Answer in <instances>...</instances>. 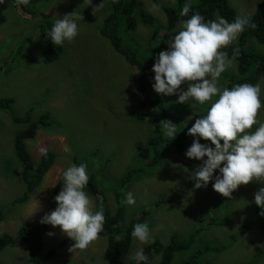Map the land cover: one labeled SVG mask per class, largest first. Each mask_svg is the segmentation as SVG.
<instances>
[{
	"label": "rangeland",
	"instance_id": "374dc122",
	"mask_svg": "<svg viewBox=\"0 0 264 264\" xmlns=\"http://www.w3.org/2000/svg\"><path fill=\"white\" fill-rule=\"evenodd\" d=\"M261 1L228 0L241 17L250 15ZM13 2L4 0L0 3V98L14 99L12 113L17 117H24L27 111L31 120H37L42 114L49 116L50 124L40 126L35 137L26 140V148L34 162L43 155L41 149L46 148L55 152L54 165L61 164L63 172L69 162L73 163V157H77L78 162L87 165L88 175L95 174L100 193L91 195L86 191L95 208L97 197L100 199L103 194L112 213L117 207L115 191L119 188V179L132 164L139 166L144 169L143 174L121 188V201L127 192H132L136 200L132 206L122 202L125 218L121 224L124 227L131 221L128 219L137 220L141 210H149L144 221L151 230L152 241L158 239L163 246L170 242L172 234L182 240L197 225L204 227L189 249L174 252L171 264H180L197 247L205 244L221 248L218 253L204 254L199 264H264V231L258 230L255 219L248 220L246 214L254 204V193L264 183L253 180L241 184L242 189L236 196L222 197L212 205V182L207 187L195 188L190 178L191 171L201 161L174 155L175 147L181 142L179 138L174 145L162 144L161 166L148 165L150 152L145 146L152 129L146 121L132 117L139 99L135 68L99 34L110 8L109 0H92L89 5L86 0H39L31 6L18 5L17 0ZM167 5H174V0H138L133 16L137 19L140 12L145 11L157 24L166 26L164 6ZM68 13L82 17L77 21L78 35L71 42L55 46L47 37L49 21L54 24L57 18ZM137 22L131 28L121 26V32L128 34L127 42L133 46L138 58L147 54L144 62L154 63L151 52L158 40L154 43L152 40L158 39L163 30ZM179 25L180 22L176 29ZM146 32L152 35L144 44L140 39H146ZM248 44L264 52V43L250 40ZM51 47L59 48L58 57L46 63L43 58ZM235 67L234 60L232 68L235 70ZM258 82L261 83V99L264 79L260 76ZM181 87L186 89L187 85ZM186 105L188 113L186 118L179 120V126L191 127L200 111L194 108L195 102ZM177 110L180 112V108ZM258 119L264 121V107L259 110ZM26 126L23 122H13L7 111L0 110V208L4 214L0 235L8 233L12 236V241L0 252L3 264H32L25 242L18 237V229L24 223H36L56 206L50 197L52 186L48 184L46 174L38 194L26 204L17 203L26 187L21 179L22 164L15 156L13 140L15 133ZM203 143L210 144V141ZM166 160L168 163L165 164ZM40 207L42 212L35 215ZM225 215L229 217L226 225H207L210 219H221ZM30 216L36 218H28ZM244 224L252 229L240 235L239 229ZM47 226L43 252L60 241L65 242L49 264H109L113 251L105 236L98 237L85 250H70L74 241L62 233L59 226ZM143 245L131 237L126 259L134 261V253ZM160 258L159 253L149 264H157Z\"/></svg>",
	"mask_w": 264,
	"mask_h": 264
},
{
	"label": "clouds",
	"instance_id": "9594fccd",
	"mask_svg": "<svg viewBox=\"0 0 264 264\" xmlns=\"http://www.w3.org/2000/svg\"><path fill=\"white\" fill-rule=\"evenodd\" d=\"M3 2L4 0H0V3ZM11 2L14 3L13 0ZM29 3L30 0H17L18 5H28ZM86 3L89 5L92 0H86ZM190 9L191 3L186 2L180 15L187 16ZM255 10L256 6L254 11L246 17L237 16L235 11V19L231 22L220 16L214 20L205 21L199 12L193 13L189 18L180 21L178 30L167 40V49L155 55L154 63L150 69L154 73L151 87L157 94L172 97V101L168 102L169 106L174 104V100L179 105L194 100L198 104L206 106L204 114L195 116L198 118L188 128V134L191 136H188L189 140L183 139L184 149L187 142L191 144L185 152L183 149L181 155L201 161L191 171L190 178L194 181L195 188L207 187L211 181L215 201L222 197L236 196L237 192L242 189L241 184L246 185L253 180L264 183V121L258 119V112L264 107L262 98L260 99L261 83L236 84L232 88L224 87L220 83L222 74L234 66L235 57L239 55L237 48L229 57L226 47L242 35L245 27H254L250 18ZM79 19L82 17L74 16L72 13L60 16L55 20L47 37L55 46L62 45L65 41H73L79 32L77 22ZM136 20L143 22L140 19V14ZM137 21L135 25H137ZM127 37L128 34H123L124 44H128ZM250 40H254V38L251 36L247 42ZM225 48L226 51L223 50ZM139 59L142 60L141 57ZM131 66L135 68L137 79L138 67ZM184 84L187 85L186 89L181 87ZM135 85L137 88L136 83ZM156 93L151 95L156 97ZM27 112L29 113V111ZM175 113L181 119L177 109ZM253 126H256L254 130ZM161 131L164 136L169 138V141L175 139L177 135L176 123L165 120L161 125ZM201 139L210 141V144L201 143ZM41 153L46 154L47 149L42 148ZM174 155L177 156V154ZM72 160L73 163L69 162L63 172L60 170L61 164L54 165V160L44 173V176L46 174L48 177V184L52 186L50 197L55 201L56 206L54 210L45 214L37 222L47 223L53 227L59 226L61 232L74 241L70 250H85L98 237L104 236L99 234L103 231L105 216L102 208L99 210L95 208L94 202L88 194L96 193L90 192L86 188L89 181L87 165L84 163L76 165L77 157H73ZM53 165L54 167L51 168ZM185 170L187 171V169ZM59 175L63 180V187L53 198L52 194ZM97 187V184L93 185L94 189ZM39 189L40 186L36 191L30 192V196L25 202L38 194ZM253 199L261 209L260 215L264 216V186L254 193ZM122 202L128 206L134 205L136 200L133 193H125ZM41 212L42 208L40 207L35 215ZM28 218H36V216ZM37 222L22 225H37ZM246 232L248 231L241 232L239 229L240 235ZM44 234L45 232L41 235L42 239ZM131 236L141 244H148L156 240L152 241V233L147 223L135 224ZM18 237L25 242L19 234ZM56 246L58 243L54 247ZM41 248L43 247L41 246ZM132 258L137 264H149V258L143 248H139ZM29 261L31 262L30 256Z\"/></svg>",
	"mask_w": 264,
	"mask_h": 264
},
{
	"label": "trees",
	"instance_id": "16d2710c",
	"mask_svg": "<svg viewBox=\"0 0 264 264\" xmlns=\"http://www.w3.org/2000/svg\"><path fill=\"white\" fill-rule=\"evenodd\" d=\"M39 0H30L29 6L33 5L35 2ZM188 0H174V5H170L164 7V14L166 18V26L157 24L155 18L148 14L145 11L140 12V19L143 21L142 24H147L150 27L155 28L157 26L159 29L163 30L162 35L159 33L158 39L152 40L153 43L156 42V46L151 52V56L155 57L162 50H166L167 40H169L175 32L176 24L181 20L189 18L193 13L199 12L205 19L214 20L217 16L223 17L229 22L235 19V10L230 6L228 0H193L191 3V9L187 16L182 17L180 15L181 9L183 5ZM138 4V0H109V11L104 16L102 21V26L99 29L100 34L107 38L110 41V44L114 48L116 52L121 54L125 60L130 65H136L138 67V76L136 79V84L138 88L139 99L137 101V109L135 113L132 115L133 119L146 121L152 129L151 135L147 138L146 148L148 152H150V160L148 165L150 167L161 166L163 162L162 158V144L164 142H168L174 145L177 138L181 139V142L178 146L175 147V154L181 155L184 149L183 139L189 140L188 136V126L181 125L179 126V118L176 115V109L180 108L181 118H186L188 107L186 103H177L174 100V104L169 106L168 103L170 100L172 101V97L170 95L157 94L153 88L151 87L152 77L154 73L150 71L152 68L151 62H144L147 57L146 55H142L140 60L137 56V53L133 50L131 45L124 44L123 42V33L121 32V26L126 28H131L136 26V19L133 16V12L135 11ZM34 7V6H32ZM251 24L254 27H245L242 35L237 38L235 43L230 44L227 47L228 56L231 57L233 55L234 49H239V55L235 57L236 67L235 70L233 68L229 69L225 73L222 74L220 78V83L224 87L232 88L236 84L242 83H251L256 84L258 78L261 76L264 79V52L258 51L252 45L248 44L247 40L254 38V40L259 43H264V0L259 2L256 5V10L252 17L250 18ZM46 22L42 20V23ZM53 23L49 21V27L51 29ZM45 34V33H44ZM152 35V34H151ZM151 35L146 32V39L141 40L140 42L147 44V41L150 39ZM51 41V40H50ZM152 46H149L151 48ZM58 47H51L47 50L45 57L43 58L44 62L51 63L58 57ZM154 61V58L152 59ZM156 93V97H153L151 94ZM264 103V87L262 91V100ZM14 99L12 97H1L0 98V110L7 111L11 115V119L15 123H26L27 126L14 135L13 147L16 158L22 164L21 170V179L26 187L25 192L21 197L17 199V203L25 202L29 196L30 192L36 191L44 173L50 167V163L55 160V153L52 151H47L46 154L40 156L37 163L34 162L30 152L26 148V140L33 139L37 133V130L40 126L49 125L50 118L47 114H42L38 120H31L29 117V113L27 112L24 117H17L12 113V104ZM188 102H195L194 100H189ZM195 109L200 111V116L205 112V105H200L195 102ZM190 115L188 116V118ZM196 118H194L195 120ZM165 120L172 121L176 123L177 135L175 139L170 140L169 138L164 136L161 131V125ZM201 143L206 142L201 139ZM191 143L187 142L184 152L187 147L190 146ZM165 164L168 163V160L164 161ZM81 164L78 162L76 165ZM144 169L139 166L131 165L125 176L119 179V188L115 191V199L117 202V207L115 212L112 213L110 210V206L106 202V197L101 196L100 199L95 201L97 210L100 208L103 209L105 216V223L103 231L99 235H104L107 238L108 246L112 249V255L109 259V264H137L134 261H128L126 259V253L128 250V246L131 240V232L133 226L137 223H145L146 215H148L149 210H141L139 212V217L137 220L132 218L125 227L121 224V221L124 216V206L121 201L122 191L121 188L131 182L133 179H138L141 174H143ZM57 185L54 187L53 198L58 194L60 189L63 187V180L58 178ZM95 174H89V181L86 185L88 191L95 193H100L99 189H94L93 185L96 184ZM211 204L214 205L216 203V198L213 196L211 198ZM160 203V201H159ZM210 204V205H211ZM213 209L214 207L211 206ZM251 210V212L249 211ZM246 212L248 220L255 219V227L264 231V216L260 215L261 209L255 204L251 206V208ZM245 214V215H246ZM244 215V217H245ZM4 217L3 211L0 208V221H2ZM229 217L223 216L221 219H210L207 222V225H218L224 226L228 223ZM47 223H39L37 225H22L17 234L25 240V243L28 247L30 260L33 264H49V261L54 259L57 254V249H61L64 246V241L58 242V246L49 249L46 253H42L41 246L43 245V239L41 235L43 232L47 231ZM204 229L202 225H197L193 230H189L190 232L187 234V237L182 240H177L176 235L172 234L170 236V242L163 246L159 240H154L151 243L144 244L142 246L144 253L148 256L149 262L150 260L159 253L161 254V258L158 264H171V260L174 256V252L187 250L191 247V245L195 242L196 237L199 236L200 232ZM252 227L248 224H244L241 226L240 231H250ZM262 233V232H260ZM12 241V236L8 233H3L0 237V251L4 248V246ZM218 245H202L197 247L191 255L182 261L180 264H199V259L209 252L218 253L220 251ZM0 264H3L0 261ZM245 264H253L251 262Z\"/></svg>",
	"mask_w": 264,
	"mask_h": 264
}]
</instances>
